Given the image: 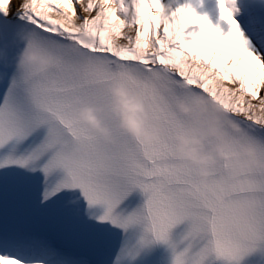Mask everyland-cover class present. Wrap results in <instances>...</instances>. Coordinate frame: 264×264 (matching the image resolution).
Here are the masks:
<instances>
[{
  "label": "snow or ice",
  "instance_id": "6c2138e0",
  "mask_svg": "<svg viewBox=\"0 0 264 264\" xmlns=\"http://www.w3.org/2000/svg\"><path fill=\"white\" fill-rule=\"evenodd\" d=\"M218 2L221 19L231 26L227 35L189 5L166 13L161 0H20L18 17L30 26L25 44L50 53L52 64L43 76L21 73L11 46L0 44L6 55L0 60V149L13 146L5 163L39 169L46 179L62 170L45 200L61 189H79L89 206L104 207L101 220L125 230L142 226L141 246L167 244L173 264H210V257L239 264L264 243V193L247 190L264 174L233 179L216 168L201 183L196 170L175 157L172 139L185 124L177 102L200 94L243 129L233 134L235 146L243 139L264 148V43L251 47L229 0ZM14 3L0 0V17H9ZM115 83L144 101L149 126L159 130L151 146L120 131L110 115ZM76 98L104 110L114 143L80 124ZM20 145L26 147L16 156ZM73 148L81 152L65 164L62 157ZM136 189L144 206L114 215ZM185 222L181 240L172 241V229ZM0 264L24 262L0 255Z\"/></svg>",
  "mask_w": 264,
  "mask_h": 264
},
{
  "label": "clouds",
  "instance_id": "9594fccd",
  "mask_svg": "<svg viewBox=\"0 0 264 264\" xmlns=\"http://www.w3.org/2000/svg\"><path fill=\"white\" fill-rule=\"evenodd\" d=\"M6 55L0 51V60ZM52 64L50 53L39 46L24 45L14 58L15 68L25 73L29 69L33 74L43 76ZM110 115L115 119L120 131L133 140L151 146L159 139V130L149 126V113L144 101L123 83H115L110 88ZM74 109L80 124L99 136L105 143H114L111 126L106 122L104 110L87 101L76 98ZM176 111L185 118L184 126L173 133L174 155L182 163L196 170L201 183L207 182L213 169L222 168L233 179L245 172L264 174V148L251 140H243L238 146L233 144V134L243 129L230 122L223 110L210 98L196 94L190 98H181ZM81 152L73 148L62 157L65 164H72L74 157ZM251 193H264V181L257 179L247 184Z\"/></svg>",
  "mask_w": 264,
  "mask_h": 264
},
{
  "label": "bare ground",
  "instance_id": "6f19581e",
  "mask_svg": "<svg viewBox=\"0 0 264 264\" xmlns=\"http://www.w3.org/2000/svg\"><path fill=\"white\" fill-rule=\"evenodd\" d=\"M20 0H15V3L12 7V12L7 18L20 20L17 14V7ZM164 5L166 13L174 11L177 7L189 5L193 7L198 15H206L214 27H217L223 35H227L230 30V25L221 19L219 11V2L218 0H161ZM210 2V3H209ZM251 5L257 6L263 10L264 14V0H250ZM240 4H243L241 0ZM238 4L234 5V16L236 14L235 10L240 7H237ZM243 6V5H242ZM235 18V17H234ZM23 21V20H20ZM257 28L256 31L259 36H251L250 33L246 30L245 24H240L238 22L240 30L244 33L245 38L249 40L250 46L259 48L261 43H264V15L258 16L256 18ZM191 29L199 31L198 25L190 26ZM263 39L261 42L260 40ZM260 42V43H259ZM227 44V42H224ZM264 55V53H262ZM231 87L232 85H228ZM19 250V251H18ZM17 259H20L24 264H55L53 259H56L59 255L55 251H46L43 247L37 246H24L20 244L17 249L16 254H12ZM59 264H86L82 261H78L71 258H65Z\"/></svg>",
  "mask_w": 264,
  "mask_h": 264
}]
</instances>
